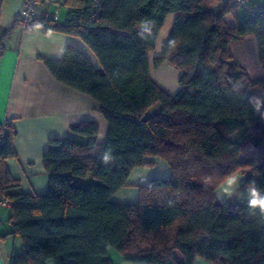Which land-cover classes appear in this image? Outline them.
<instances>
[{
	"label": "trees",
	"instance_id": "1",
	"mask_svg": "<svg viewBox=\"0 0 264 264\" xmlns=\"http://www.w3.org/2000/svg\"><path fill=\"white\" fill-rule=\"evenodd\" d=\"M245 3L64 0L63 22L49 13L33 22L43 32L80 38L95 55L100 69L71 46L61 59L43 61L59 82L97 101L108 130L99 144L98 125L83 121L69 131L84 140H51L42 156L47 190L37 195L17 191L5 163L15 156L16 132L0 124V201H8L11 234L22 244L9 264H114L109 248L129 264H193L197 257L264 264V219L249 214L245 191L250 181L264 191V119L250 102L264 101V76L251 78L230 53L233 42L251 36L264 69V4ZM170 13L173 27L155 65L181 71L173 96L152 81L148 67ZM144 22L150 33L142 31ZM18 23L20 17L0 35V54ZM155 104L159 110L147 114ZM152 157L166 162L169 176L140 186L137 204L112 202L131 170L151 165ZM244 169L239 203H218L217 188ZM87 176L92 182L81 185Z\"/></svg>",
	"mask_w": 264,
	"mask_h": 264
},
{
	"label": "crops",
	"instance_id": "2",
	"mask_svg": "<svg viewBox=\"0 0 264 264\" xmlns=\"http://www.w3.org/2000/svg\"><path fill=\"white\" fill-rule=\"evenodd\" d=\"M4 2L5 0H0V35L15 23L20 17L18 11L21 13L23 8L22 0L21 7L5 18ZM39 9L47 11L44 5ZM65 18L66 13L62 20L58 17V22H63ZM174 19V14L166 15L155 48L148 56L150 78L171 96L180 88L181 71L168 62L155 65V59L162 53ZM225 20L230 26L234 24L231 14H227ZM67 46L81 51L96 69H100L95 55L80 38L59 31L43 32L37 24L25 29L18 23L3 43L0 54V124H10L16 132L13 138L15 156L7 158L5 163L11 177L20 183L17 191L23 193L40 195L46 192L48 176L42 162L43 153L49 148L51 140H84L83 137L70 133L72 126L83 121L95 122L98 125L97 143L102 144L107 138L108 125L97 101L59 82L43 61L61 59ZM230 53L247 70L251 78L264 76L253 37L247 36L233 42L230 45ZM159 108L160 106L155 104L149 108L147 114L157 112ZM147 160L152 164L133 168L125 186L112 195V202L137 204L140 186L147 185L154 179L164 180L169 176L170 169L161 158L152 157ZM248 172V169H244L236 173L241 177L240 184ZM81 181V185H87L92 179L87 176ZM216 200L220 204L239 203V190L232 198L223 200L217 198L216 190ZM11 232L10 208L0 205V264H9L10 256L22 250L20 238ZM112 249L109 248L108 257L114 264H129ZM175 258L182 263L183 257L179 252H175ZM47 264L52 262L48 261ZM193 264L212 263L197 257Z\"/></svg>",
	"mask_w": 264,
	"mask_h": 264
},
{
	"label": "clouds",
	"instance_id": "3",
	"mask_svg": "<svg viewBox=\"0 0 264 264\" xmlns=\"http://www.w3.org/2000/svg\"><path fill=\"white\" fill-rule=\"evenodd\" d=\"M141 27L144 33L151 32V25L149 22H144ZM250 102L252 103L253 109L259 113L262 119H264V101L259 97H253ZM108 158L109 157L105 155L104 159L106 161ZM240 179L241 177L239 174H228L226 182L220 185L217 189V198L221 200L232 198L240 188ZM245 191L248 194L246 206L249 214L264 219V191L256 185L255 181H250L245 186Z\"/></svg>",
	"mask_w": 264,
	"mask_h": 264
},
{
	"label": "built area",
	"instance_id": "4",
	"mask_svg": "<svg viewBox=\"0 0 264 264\" xmlns=\"http://www.w3.org/2000/svg\"><path fill=\"white\" fill-rule=\"evenodd\" d=\"M241 3L242 6L246 5V0H235ZM64 0H24L23 8L20 13V23L23 28H29L33 22L39 20L40 18L48 15V12L45 10L39 9L40 6L44 5L48 7L49 5H53L56 9L62 6ZM51 17L56 20L57 11L51 14ZM0 205L8 206L9 203L6 199L0 201Z\"/></svg>",
	"mask_w": 264,
	"mask_h": 264
},
{
	"label": "rangeland",
	"instance_id": "5",
	"mask_svg": "<svg viewBox=\"0 0 264 264\" xmlns=\"http://www.w3.org/2000/svg\"><path fill=\"white\" fill-rule=\"evenodd\" d=\"M253 1L260 3V4H264V0H253ZM21 5H22V0H5L3 4V17L6 18L10 15H13L16 9L18 7H21ZM56 10H57L58 17L60 18V20H62L66 13V6L62 5L58 9H56L53 5H49L47 7V11L49 14L55 13ZM240 137H241V133L239 132L236 135H234L233 139L238 140L240 139ZM112 250H115V249H112Z\"/></svg>",
	"mask_w": 264,
	"mask_h": 264
},
{
	"label": "water",
	"instance_id": "6",
	"mask_svg": "<svg viewBox=\"0 0 264 264\" xmlns=\"http://www.w3.org/2000/svg\"><path fill=\"white\" fill-rule=\"evenodd\" d=\"M18 15L20 14V12L18 11V13H17Z\"/></svg>",
	"mask_w": 264,
	"mask_h": 264
}]
</instances>
